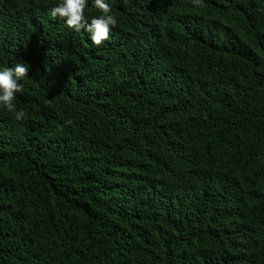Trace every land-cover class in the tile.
<instances>
[{
  "label": "trees",
  "instance_id": "1",
  "mask_svg": "<svg viewBox=\"0 0 264 264\" xmlns=\"http://www.w3.org/2000/svg\"><path fill=\"white\" fill-rule=\"evenodd\" d=\"M105 2L0 0V264H264V0Z\"/></svg>",
  "mask_w": 264,
  "mask_h": 264
},
{
  "label": "clouds",
  "instance_id": "2",
  "mask_svg": "<svg viewBox=\"0 0 264 264\" xmlns=\"http://www.w3.org/2000/svg\"><path fill=\"white\" fill-rule=\"evenodd\" d=\"M193 3L202 6V0H193ZM92 6L100 15L91 18L90 22L85 15L88 0H59V3L50 9V15L54 19L63 20L69 30L76 33L83 30L88 33L92 44L98 47L109 39L110 32L117 26L118 21L105 0H92ZM29 67L24 62H18L12 67L0 70V107L13 113L16 121H21L26 116L24 111H17L13 101L16 93L23 91V85L19 81L28 76ZM71 123L72 121H66V124Z\"/></svg>",
  "mask_w": 264,
  "mask_h": 264
}]
</instances>
